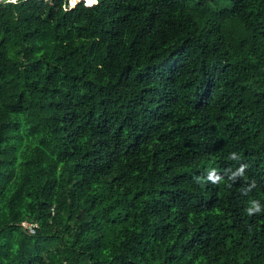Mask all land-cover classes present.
<instances>
[{
    "label": "trees",
    "instance_id": "trees-1",
    "mask_svg": "<svg viewBox=\"0 0 264 264\" xmlns=\"http://www.w3.org/2000/svg\"><path fill=\"white\" fill-rule=\"evenodd\" d=\"M66 3L0 2V264H264V0Z\"/></svg>",
    "mask_w": 264,
    "mask_h": 264
},
{
    "label": "built area",
    "instance_id": "built-area-1",
    "mask_svg": "<svg viewBox=\"0 0 264 264\" xmlns=\"http://www.w3.org/2000/svg\"><path fill=\"white\" fill-rule=\"evenodd\" d=\"M20 0H0V2H19ZM44 1H51V0H44ZM81 2H86L88 4V2L86 0H78V2L72 6V0H67V3L64 5L65 9L69 10L72 9L73 7H75L77 4L81 3ZM89 5V4H88ZM22 226H24V228L26 230H28L29 233L34 234L36 232V228H37V224H33V223H28V222H23Z\"/></svg>",
    "mask_w": 264,
    "mask_h": 264
},
{
    "label": "bare ground",
    "instance_id": "bare-ground-1",
    "mask_svg": "<svg viewBox=\"0 0 264 264\" xmlns=\"http://www.w3.org/2000/svg\"><path fill=\"white\" fill-rule=\"evenodd\" d=\"M87 2L91 3L90 0H86ZM78 2V0H72L71 5L74 6L76 3Z\"/></svg>",
    "mask_w": 264,
    "mask_h": 264
},
{
    "label": "clouds",
    "instance_id": "clouds-1",
    "mask_svg": "<svg viewBox=\"0 0 264 264\" xmlns=\"http://www.w3.org/2000/svg\"><path fill=\"white\" fill-rule=\"evenodd\" d=\"M90 2H91V3H95V2H96V0H90Z\"/></svg>",
    "mask_w": 264,
    "mask_h": 264
}]
</instances>
